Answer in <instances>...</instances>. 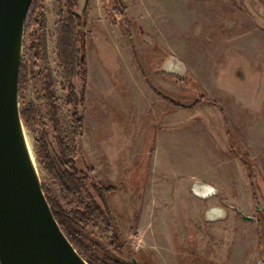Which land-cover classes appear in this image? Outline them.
Masks as SVG:
<instances>
[{"label": "rangeland", "instance_id": "374dc122", "mask_svg": "<svg viewBox=\"0 0 264 264\" xmlns=\"http://www.w3.org/2000/svg\"><path fill=\"white\" fill-rule=\"evenodd\" d=\"M120 3L130 21L129 9L140 18L130 24L136 57L113 0H85L86 80L68 79L59 59L66 0L41 1L42 32L38 24L26 32L25 25L22 58L33 57L18 104L42 187L62 198L42 158L49 154L61 170L47 107L36 94L48 75L60 127L71 132L73 113L82 118L77 167L89 180L114 187L105 196L121 258L131 264V257L139 264L264 262V0ZM195 181L215 194L196 195ZM235 207L254 219H241Z\"/></svg>", "mask_w": 264, "mask_h": 264}, {"label": "water", "instance_id": "95a60500", "mask_svg": "<svg viewBox=\"0 0 264 264\" xmlns=\"http://www.w3.org/2000/svg\"><path fill=\"white\" fill-rule=\"evenodd\" d=\"M31 2L0 0V264H89L54 217L23 130L19 72ZM84 4L79 0L78 13ZM208 188L202 181L192 185L199 196H208ZM235 210L243 220L254 219ZM131 262L139 264L135 257Z\"/></svg>", "mask_w": 264, "mask_h": 264}, {"label": "trees", "instance_id": "16d2710c", "mask_svg": "<svg viewBox=\"0 0 264 264\" xmlns=\"http://www.w3.org/2000/svg\"><path fill=\"white\" fill-rule=\"evenodd\" d=\"M41 1L32 0L30 4L25 23L26 32L33 24H38L40 31H43L44 20L39 12ZM120 2L121 0H113V3L119 8L125 34L131 45V21L126 15L125 7L121 6ZM66 7L67 15H64L63 11L59 13L60 19L57 30L59 59L64 66L68 79L81 76L83 80H86L87 68L86 58L82 52L83 36L81 27L86 23L87 6L82 9L81 15L77 12L79 10V0H66ZM26 32L23 46L26 45ZM31 47L36 48L33 45ZM131 49L135 58V50L132 45ZM31 55L30 57H33ZM29 58L25 54L22 58L19 86L23 85L27 68L26 61ZM137 66L140 68L139 63H137ZM40 86L42 93L41 95H39V92L36 93L37 99L43 100L47 107V119L55 134L56 159L61 167V170L55 167L49 154L42 155L50 174L58 181L62 192V198L58 199L42 187L54 217L67 239L89 264H131L121 258L119 254L122 240L105 196V193L111 192L114 187L104 186L100 182L89 180L83 170H80L76 165L75 160L78 150L74 142L83 133L82 118L74 112L72 131L63 130L59 125L61 117V107L58 104L59 98L56 96L51 78L47 75L45 79L40 81ZM70 88L72 91V86ZM153 91L162 96L158 90L153 88ZM163 98L170 103H174L167 96H163ZM176 106L190 107L177 104ZM21 116L24 119L22 113ZM98 231L105 235L107 238L106 243L96 235Z\"/></svg>", "mask_w": 264, "mask_h": 264}, {"label": "crops", "instance_id": "0c3cea01", "mask_svg": "<svg viewBox=\"0 0 264 264\" xmlns=\"http://www.w3.org/2000/svg\"><path fill=\"white\" fill-rule=\"evenodd\" d=\"M129 13H131V17L133 18L131 21H135L136 23H138V24H140V18H138L137 17V15H133L132 13H133V10L132 9H129ZM127 15V14H126ZM128 18H129V20H130V17L129 16H127ZM144 27V26H143ZM146 27V26H145Z\"/></svg>", "mask_w": 264, "mask_h": 264}, {"label": "clouds", "instance_id": "9594fccd", "mask_svg": "<svg viewBox=\"0 0 264 264\" xmlns=\"http://www.w3.org/2000/svg\"><path fill=\"white\" fill-rule=\"evenodd\" d=\"M215 192H216V189L213 186L209 185L208 194L212 195V194H215Z\"/></svg>", "mask_w": 264, "mask_h": 264}]
</instances>
